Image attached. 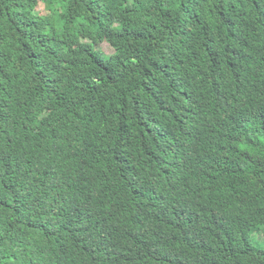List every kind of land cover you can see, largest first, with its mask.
Returning a JSON list of instances; mask_svg holds the SVG:
<instances>
[{"label":"trees","instance_id":"trees-1","mask_svg":"<svg viewBox=\"0 0 264 264\" xmlns=\"http://www.w3.org/2000/svg\"><path fill=\"white\" fill-rule=\"evenodd\" d=\"M262 230L264 0H0V264H264Z\"/></svg>","mask_w":264,"mask_h":264},{"label":"rangeland","instance_id":"rangeland-1","mask_svg":"<svg viewBox=\"0 0 264 264\" xmlns=\"http://www.w3.org/2000/svg\"><path fill=\"white\" fill-rule=\"evenodd\" d=\"M99 49L102 50L108 57L115 55V50L108 43L103 44ZM253 242L258 248L264 250V230L253 236Z\"/></svg>","mask_w":264,"mask_h":264}]
</instances>
